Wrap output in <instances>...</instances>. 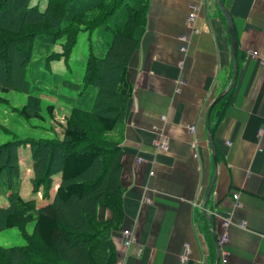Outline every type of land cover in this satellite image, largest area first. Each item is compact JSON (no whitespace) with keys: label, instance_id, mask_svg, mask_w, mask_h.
I'll list each match as a JSON object with an SVG mask.
<instances>
[{"label":"crops","instance_id":"0c3cea01","mask_svg":"<svg viewBox=\"0 0 264 264\" xmlns=\"http://www.w3.org/2000/svg\"><path fill=\"white\" fill-rule=\"evenodd\" d=\"M222 2L242 61L230 98L211 115L210 131L209 105L228 88L225 72L233 60L227 20L217 0H150L128 64L133 90L120 141L124 217L112 234L116 264H214L213 231L220 234L224 219V264H264V0ZM99 214L108 218L111 211L99 208ZM124 228L134 230L130 246Z\"/></svg>","mask_w":264,"mask_h":264},{"label":"trees","instance_id":"16d2710c","mask_svg":"<svg viewBox=\"0 0 264 264\" xmlns=\"http://www.w3.org/2000/svg\"><path fill=\"white\" fill-rule=\"evenodd\" d=\"M149 3L0 0V90L27 94L17 112L23 119H44L45 112L53 115V104L39 98L40 91L49 89L28 78L31 71L40 77V72L50 71L51 60L66 62L81 30L88 31L90 41L81 85L67 81L79 96H69L76 101H71L62 137H13L0 143V196L9 202L0 207V230L16 227L24 239L23 244L0 243V264H116L112 234L124 217L120 141L133 90L128 64L145 32ZM55 44L59 51L53 50ZM45 49L50 51L45 53ZM236 60L237 65L242 61L238 49ZM231 76L233 60L223 88ZM232 88L212 106L209 122L218 105L223 107L224 100L228 101ZM22 143L31 145L33 188L41 187L48 201L17 210V150ZM54 174L60 177L50 199ZM99 208L109 209L111 216L100 215Z\"/></svg>","mask_w":264,"mask_h":264},{"label":"rangeland","instance_id":"374dc122","mask_svg":"<svg viewBox=\"0 0 264 264\" xmlns=\"http://www.w3.org/2000/svg\"><path fill=\"white\" fill-rule=\"evenodd\" d=\"M94 37V36H93ZM89 36L87 30H81L77 36V42L72 48L69 58L66 62L63 60H51L49 62L50 71L40 72L34 77L33 72L28 76L31 80L37 82L40 86L43 84L47 86L49 91H40L39 98L44 104H53V115L49 117L46 112L45 118H31L29 120L20 117L18 110L27 100V94L11 89L7 92L0 90V143L13 137H62L64 126L66 125L67 117L70 115L71 101L69 96H75L79 93L75 89L68 86L71 84H80L84 74V68L89 52ZM24 50L28 49V44L23 45ZM34 50V47H32ZM53 50L59 51L60 46L55 44ZM50 51V49H49ZM46 51L45 53L49 52ZM13 52V49H11ZM34 52V51H33ZM9 56V51H8ZM30 73V72H29ZM44 74V75H42ZM81 85V84H80ZM79 96V95H77ZM76 96V99H77ZM76 99L73 101L75 102ZM18 165H19V206L17 210L30 206L34 203H45L48 200L42 196V188L34 190L32 179L34 172L32 168L31 145L29 143H22L17 150ZM56 174L52 176L55 179ZM53 183L50 187L53 192ZM9 204L5 196H0V207H6ZM34 221L29 222L27 229L32 231ZM0 243L4 245L23 244L24 239L21 237L19 230L16 227L0 230Z\"/></svg>","mask_w":264,"mask_h":264},{"label":"built area","instance_id":"2783aa9c","mask_svg":"<svg viewBox=\"0 0 264 264\" xmlns=\"http://www.w3.org/2000/svg\"><path fill=\"white\" fill-rule=\"evenodd\" d=\"M194 9H195V6H194L193 9H191V11L188 13V16H187V20L191 24L193 23V21L195 19V16H196V11ZM180 49L182 51H185V45H182L180 47ZM252 54L256 55L257 52L253 51ZM190 129H192V127ZM160 145L163 146L162 143ZM190 146H191V148L195 147V142H191ZM136 160H137V162H140L141 158L137 157ZM232 197H233V199H235V204H239V202L237 201L238 200V192L236 190L232 192ZM221 227H222V229H221L220 234L217 236V240H218V245H219V249H220V260L219 261H220L221 264H224L227 261V257H226L227 254L224 251V245L228 241V237H229V231H228V229H229V220L228 219H224L222 221ZM133 232H134L133 228H124V229L121 230V237H122L125 245L130 246L131 244H133L136 241V236H135V233H133ZM185 245H186L185 246V251H184L183 255H181V258L184 261L187 259L188 252H189L188 244H185Z\"/></svg>","mask_w":264,"mask_h":264},{"label":"water","instance_id":"95a60500","mask_svg":"<svg viewBox=\"0 0 264 264\" xmlns=\"http://www.w3.org/2000/svg\"><path fill=\"white\" fill-rule=\"evenodd\" d=\"M217 2H218V5H219V9H221V11H222V13L224 14V16H225V18H226V20H227V25H228V30H229V35H230V38H231V45H232V52H233V76H231V81H230V84H229V86H228V88L226 89V90H224L222 93H220L218 96H217V98L212 102V104L211 105H209L210 106V108H209V110H208V113H207V120H206V125H207V128H209V112H210V110H211V108H212V106L217 102V101H219L221 98H222V96L225 94V92L227 91V90H229L230 88H232V85H233V83H234V79H235V77L234 76H236V74H237V69H238V65H237V60H236V43H235V36H233L234 35V29H233V24H232V22H231V18H230V16H229V14H228V12H227V10L225 9V7H224V5H223V2H222V0H217ZM209 130V129H208ZM210 143H211V145L213 146V144H212V140H211V138H210ZM211 147V146H210ZM212 148V151H213V147H211ZM213 161H214V163H216V157H215V154H214V152H213ZM212 186H213V178H212V180H211V183H210V185H209V187H208V190H207V193H206V196H205V200H204V202H203V210H204V215H206L207 214V212H206V207H207V202H208V199H209V195H210V192H211V188H212ZM213 239H214V243H215V246H216V260H215V263L214 264H217L218 262H219V260H220V249H219V245H218V240H217V236H216V234H215V232L213 231Z\"/></svg>","mask_w":264,"mask_h":264}]
</instances>
